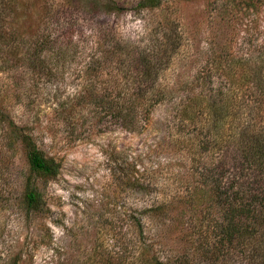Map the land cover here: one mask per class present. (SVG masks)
Wrapping results in <instances>:
<instances>
[{
  "label": "rangeland",
  "instance_id": "rangeland-1",
  "mask_svg": "<svg viewBox=\"0 0 264 264\" xmlns=\"http://www.w3.org/2000/svg\"><path fill=\"white\" fill-rule=\"evenodd\" d=\"M147 1L0 0V264L133 263L141 227L172 264L202 263L201 183L238 122L215 129L201 97L264 125L258 94L234 83L264 52V0ZM132 96L130 132L114 116ZM10 123L61 164L36 180L40 211Z\"/></svg>",
  "mask_w": 264,
  "mask_h": 264
},
{
  "label": "trees",
  "instance_id": "trees-1",
  "mask_svg": "<svg viewBox=\"0 0 264 264\" xmlns=\"http://www.w3.org/2000/svg\"><path fill=\"white\" fill-rule=\"evenodd\" d=\"M159 5L158 0L142 3V7ZM256 58L257 64L251 67L244 65L238 80L240 82L234 83L239 84L237 88L247 87L252 93H257L260 103L264 104V52ZM147 70L148 67H142L143 73ZM224 96L222 93L212 95L205 100L206 103L202 102L201 97V107L204 105L210 111L215 129L227 124L231 127L238 122L236 130L227 136L228 144L221 146L222 153L218 162L201 183V225L205 221L213 227L211 240L204 239L205 243L201 242V264H264V125H246L240 114L229 112L230 107ZM138 97H129L114 116L121 122L122 128L130 132L134 131L138 118L135 114L140 102ZM101 101L107 104L109 110L115 108L105 98ZM0 116H3L1 110ZM258 116L261 118V115ZM185 118L191 119L190 116ZM229 118L230 121L226 123ZM9 126L10 132L15 133L21 142L28 162L29 174L24 190L26 209L31 212L40 211L44 201L36 180L57 178L61 164L46 156L30 135H26L13 123ZM213 145L216 146L215 143ZM154 208L149 212H154ZM212 211L219 215L217 221ZM144 236L141 227L138 257L133 258V263H130V257H123L120 264H172L173 257L165 259L157 251L160 243H153V240ZM19 262L20 258L15 256L6 264ZM173 264H189V260H176Z\"/></svg>",
  "mask_w": 264,
  "mask_h": 264
}]
</instances>
